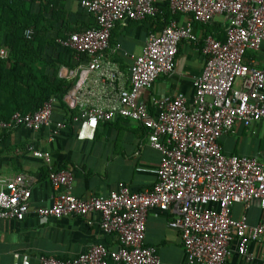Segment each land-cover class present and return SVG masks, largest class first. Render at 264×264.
Segmentation results:
<instances>
[{"label": "built area", "instance_id": "obj_1", "mask_svg": "<svg viewBox=\"0 0 264 264\" xmlns=\"http://www.w3.org/2000/svg\"><path fill=\"white\" fill-rule=\"evenodd\" d=\"M77 1L94 24L71 31L57 42L73 50L76 62L87 58L86 74L98 71L103 76L105 51L117 23L154 18L162 8L170 11L168 23L149 32L140 54L131 57L128 86L118 90L112 104H94L79 95L84 78L63 97L73 112L72 121L83 125L110 123L119 117L141 123L148 144L160 152L156 181L144 190L119 183L107 195L78 197L71 192L73 173L49 167L47 179L58 192L50 205L32 207L34 174L0 176V222L23 220L31 214L87 218L98 212L99 227L116 237V248L97 243L68 259L40 255L39 264H161L156 248L145 242L147 214L157 208L172 215L168 225L179 234L185 264H226L232 242L242 257L251 260L248 244L264 243V221L249 224L245 209L257 201L264 211V163L257 155L225 154L219 140L237 124H264V53L259 58L264 44V0ZM217 17L221 18L222 39L212 33L202 39L205 63L193 79L191 102L180 92L140 100L142 91L159 76L173 72L182 41L200 43L194 23L210 24ZM31 33L28 29L26 36ZM6 54L0 48V56ZM56 103L53 95L33 112L15 111L8 119H0V134L17 127L51 126L53 139L65 126L63 121L52 122ZM27 148L49 163V152L30 144ZM236 203L243 206L238 218L232 216Z\"/></svg>", "mask_w": 264, "mask_h": 264}, {"label": "crops", "instance_id": "obj_2", "mask_svg": "<svg viewBox=\"0 0 264 264\" xmlns=\"http://www.w3.org/2000/svg\"><path fill=\"white\" fill-rule=\"evenodd\" d=\"M65 6L70 26L74 30L79 29L86 18L78 1L65 0ZM220 21L221 18L217 17L208 27L218 30ZM159 24L156 17L117 23L111 31L109 48L104 55V76L98 71L88 74L83 71L87 58L73 62L70 66H60L58 75L68 80V85L62 95L57 96L51 119L53 123L63 121L65 126L53 139H50L51 126H43L38 130L17 127L0 134V176L20 172L34 174L36 182L30 197L32 207L50 205L58 192L47 179L49 167L68 169L73 173L71 192L78 197L107 195L116 190L119 183L136 191L151 188L154 184L160 152L148 144L147 131L141 123L119 117L110 123L83 125L72 121V111L66 107L63 97L71 93L84 78L79 95L94 104H112L118 90L128 86L131 57L140 54L148 33L159 30ZM203 28L200 24L193 28L198 37L202 36ZM262 53L264 44L259 58ZM204 63L199 45L182 41L173 72L159 76L150 88L142 91L139 99L147 102L152 95L171 97L180 92L191 102L193 79L202 72ZM219 143L225 154L257 155L264 163L263 123H254L249 127L237 124L232 132L220 137ZM29 144L35 149L49 152V163L35 157L27 148ZM242 211V204L232 206L234 218L240 217ZM245 213L251 225L264 221V211L259 208L257 201H252ZM171 218L168 212L151 209L146 219L145 242L156 248L161 264H185L179 234L168 225ZM99 220L98 212L91 213L87 218L37 217L31 214L23 220H2L0 264H39L40 255L68 259L97 243L116 248V237L104 233L99 227ZM248 252L252 256L251 260L242 257L236 250L235 242H232L226 264H264V243L250 242Z\"/></svg>", "mask_w": 264, "mask_h": 264}, {"label": "trees", "instance_id": "obj_3", "mask_svg": "<svg viewBox=\"0 0 264 264\" xmlns=\"http://www.w3.org/2000/svg\"><path fill=\"white\" fill-rule=\"evenodd\" d=\"M65 7V0H0V48L7 50L6 56H0V119H8L15 111L37 110L51 96H61L68 85L58 72L60 66L76 62L74 52L57 38L92 26L94 20L81 7L86 21L74 30ZM155 17L161 28L171 14L162 8ZM201 26L199 48L207 33L222 39L221 26L218 30ZM28 29L32 30L29 37Z\"/></svg>", "mask_w": 264, "mask_h": 264}, {"label": "rangeland", "instance_id": "obj_4", "mask_svg": "<svg viewBox=\"0 0 264 264\" xmlns=\"http://www.w3.org/2000/svg\"><path fill=\"white\" fill-rule=\"evenodd\" d=\"M235 84L236 85L239 84V79H236Z\"/></svg>", "mask_w": 264, "mask_h": 264}]
</instances>
